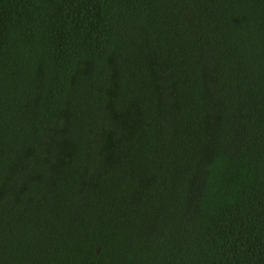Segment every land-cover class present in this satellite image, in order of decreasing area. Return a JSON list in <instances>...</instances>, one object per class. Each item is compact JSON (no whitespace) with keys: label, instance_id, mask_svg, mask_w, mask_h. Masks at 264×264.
Here are the masks:
<instances>
[{"label":"trees","instance_id":"1","mask_svg":"<svg viewBox=\"0 0 264 264\" xmlns=\"http://www.w3.org/2000/svg\"><path fill=\"white\" fill-rule=\"evenodd\" d=\"M0 264H264V0H0Z\"/></svg>","mask_w":264,"mask_h":264}]
</instances>
